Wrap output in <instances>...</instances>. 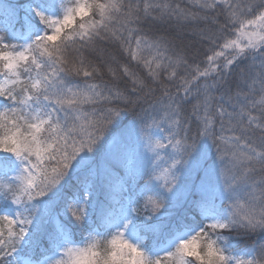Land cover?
<instances>
[{"label": "snow or ice", "instance_id": "snow-or-ice-1", "mask_svg": "<svg viewBox=\"0 0 264 264\" xmlns=\"http://www.w3.org/2000/svg\"><path fill=\"white\" fill-rule=\"evenodd\" d=\"M0 99V264H264V0H0Z\"/></svg>", "mask_w": 264, "mask_h": 264}, {"label": "trees", "instance_id": "trees-1", "mask_svg": "<svg viewBox=\"0 0 264 264\" xmlns=\"http://www.w3.org/2000/svg\"><path fill=\"white\" fill-rule=\"evenodd\" d=\"M13 3L22 6L23 4L26 3V0H12ZM174 3H179L181 5V7H190V0H173ZM23 11L20 12V16L23 17ZM190 30V29H188ZM192 47L190 48L189 51V55L190 56H194L195 59L199 62V61H203L204 59V51L205 48L204 46L200 45L199 43L196 42V40L193 38L192 41ZM5 103V101L3 99H0V104ZM185 111L186 112H190L191 111V105H185ZM236 239L234 237L233 239V243L235 245L236 248V253L238 255H244L245 252H247L250 248V242L248 241H241L240 243H236Z\"/></svg>", "mask_w": 264, "mask_h": 264}]
</instances>
